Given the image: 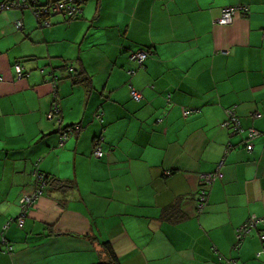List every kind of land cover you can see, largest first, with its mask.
<instances>
[{"label": "crops", "instance_id": "0c3cea01", "mask_svg": "<svg viewBox=\"0 0 264 264\" xmlns=\"http://www.w3.org/2000/svg\"><path fill=\"white\" fill-rule=\"evenodd\" d=\"M239 5L248 13L217 23ZM136 50H152L141 67ZM36 167L70 186L49 185L21 228L10 221ZM260 216L264 0H87L48 26L28 8L0 11V264H264V221L236 246Z\"/></svg>", "mask_w": 264, "mask_h": 264}, {"label": "built area", "instance_id": "2783aa9c", "mask_svg": "<svg viewBox=\"0 0 264 264\" xmlns=\"http://www.w3.org/2000/svg\"><path fill=\"white\" fill-rule=\"evenodd\" d=\"M84 0H11L3 2L0 4V11L10 8L22 7L30 9L36 17L41 22V25H50V17L54 14H61L67 19L76 18L82 12V2ZM248 13V7L246 6H234L224 8L220 18L218 19L219 24H229L232 23L234 16L238 13ZM22 23L17 22V27H21ZM150 52L147 50H136L131 53V59L136 61L139 66L144 65L145 60L149 57ZM15 75L17 78L25 77L29 74L23 70L21 64H15L14 66ZM43 72V70H41ZM134 70H130V73H133ZM54 76V75H53ZM131 97L135 101L142 100L143 96L140 91L136 90L134 87L130 88ZM55 112H59V107L57 103H54V110L49 114V117H53ZM188 113V111H186ZM97 117H101V114H97ZM227 126H233L235 130H241L240 122L237 119L233 111L229 112V120L224 124ZM69 133L73 132L72 129H69ZM69 133L65 132L61 136V143H63L69 136ZM260 132L254 128L249 129L248 139L244 140V145L248 151L253 150L252 139L258 136ZM93 155L97 158L102 157L103 150L101 147V139H98L94 145ZM223 162H221L222 164ZM220 164V165H221ZM34 175L36 177V187L32 193L24 195L20 200V215L17 220L20 226L25 222V217L28 214L30 208L36 203L38 198L42 196L44 190L47 187V181L44 178V173H42L38 167L34 170ZM220 176L219 170L215 173L207 174L204 176V182L209 184L213 182L216 178ZM207 192L203 191L200 196V207L203 206L206 198ZM264 221V216L250 218L245 221L241 226L236 230V246H238L243 239L252 232V230L257 227L260 223ZM12 248H9L11 251ZM222 256H219V260H222ZM226 262L230 264H236V261L233 259H226Z\"/></svg>", "mask_w": 264, "mask_h": 264}, {"label": "trees", "instance_id": "16d2710c", "mask_svg": "<svg viewBox=\"0 0 264 264\" xmlns=\"http://www.w3.org/2000/svg\"><path fill=\"white\" fill-rule=\"evenodd\" d=\"M86 1L87 0H84L83 2H82V10H83V6H84V4L86 3ZM82 13V12H81ZM78 16H76V18H77ZM71 19H75V18H71ZM148 51V50H147ZM152 50H149V52H151ZM134 52V51H133ZM130 57H131V54H130ZM139 66V65H138ZM139 67H141V66H139ZM55 76V75H54ZM83 80V79H82ZM78 81H81V79H79ZM134 100V99H133ZM142 100H140V101H136V102H141ZM231 128H233V126H230ZM81 128V125L80 124H71V125H68V126H66L63 130H62V134L63 133H65V132H67V133H69L70 131H69V129H72L73 130V132H75V131H77V130H79ZM255 129V128H254ZM244 129L241 127V130H233V134H240L242 131H243ZM257 130V129H256ZM259 131V130H258ZM72 133V132H71ZM248 134H249V129L247 130V136L243 139V140H245V139H248ZM42 173H44V172H42ZM44 178L46 179V181H47V187L49 186V185H54V187L55 188H57V190H60V191H65V189H67V186H70V185H67L66 183L64 184V183H61V182H56V183H53V180L52 179H50V177H48L46 174H44ZM47 187H46V189L44 190V192H46V190H47ZM44 192H43V194H44ZM42 194V195H43ZM57 203H58V205H60V206H62L63 205V201L62 200H58L57 199ZM33 207V206H32ZM31 207V208H32ZM31 208H30V210H31ZM29 210V211H30ZM29 213V212H28ZM20 215V213L18 214V216ZM18 216L15 218V219H12L10 222H12V221H14V222H16V224L19 226V227H21V228H23L24 227V225H25V222H24V224L22 225V226H20L19 225V223H18V220H17V218H18ZM27 216H28V214L26 215V217H25V220H26V218H27ZM170 217V216H169ZM172 217V216H171ZM179 217H181V216H179ZM166 218H168L167 216H166ZM176 218V217H175ZM5 240V239H4ZM6 241V240H5ZM104 244H105V246H106V249H107V251H108V253H109V255H110V259L111 260H115L116 261V256H115V253H114V251H113V248H112V246H111V244H110V242H104ZM13 248V246L12 245H8V251H9V248ZM10 252V251H9ZM100 264H111V263H107V262H102V263H100ZM120 264V263H119Z\"/></svg>", "mask_w": 264, "mask_h": 264}]
</instances>
